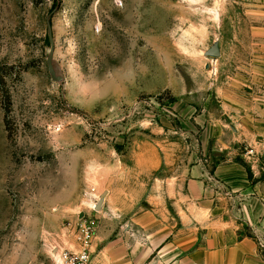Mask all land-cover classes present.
<instances>
[{
  "label": "rangeland",
  "instance_id": "rangeland-1",
  "mask_svg": "<svg viewBox=\"0 0 264 264\" xmlns=\"http://www.w3.org/2000/svg\"><path fill=\"white\" fill-rule=\"evenodd\" d=\"M226 162L264 179V0H0V264L168 260Z\"/></svg>",
  "mask_w": 264,
  "mask_h": 264
},
{
  "label": "crops",
  "instance_id": "crops-1",
  "mask_svg": "<svg viewBox=\"0 0 264 264\" xmlns=\"http://www.w3.org/2000/svg\"><path fill=\"white\" fill-rule=\"evenodd\" d=\"M206 176L207 170H201L199 179L188 183L194 199H205L198 203L204 213L199 215L197 245L181 246L170 259L153 263L264 264V179L251 177L246 167L235 162L214 169L216 184ZM223 187L228 196L220 191ZM170 250V245L163 246L159 256Z\"/></svg>",
  "mask_w": 264,
  "mask_h": 264
},
{
  "label": "built area",
  "instance_id": "built-area-1",
  "mask_svg": "<svg viewBox=\"0 0 264 264\" xmlns=\"http://www.w3.org/2000/svg\"><path fill=\"white\" fill-rule=\"evenodd\" d=\"M94 224L82 225L73 242L55 246L53 264H91ZM70 232V231H69Z\"/></svg>",
  "mask_w": 264,
  "mask_h": 264
},
{
  "label": "water",
  "instance_id": "water-1",
  "mask_svg": "<svg viewBox=\"0 0 264 264\" xmlns=\"http://www.w3.org/2000/svg\"><path fill=\"white\" fill-rule=\"evenodd\" d=\"M212 56H219V50L217 48H213L212 50H210L209 52Z\"/></svg>",
  "mask_w": 264,
  "mask_h": 264
}]
</instances>
